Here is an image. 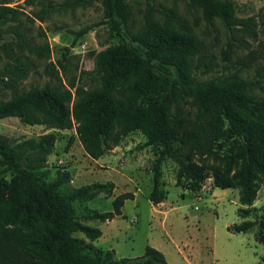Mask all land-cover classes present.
<instances>
[{
	"label": "trees",
	"instance_id": "16d2710c",
	"mask_svg": "<svg viewBox=\"0 0 264 264\" xmlns=\"http://www.w3.org/2000/svg\"><path fill=\"white\" fill-rule=\"evenodd\" d=\"M92 1L64 0L58 7L74 8ZM97 1L103 14L98 25L109 24L119 39L95 54L93 79L98 86L85 88L75 79L65 85L58 69L48 62L44 69L49 80L40 87L31 85L23 90L17 89V82L33 68V57L50 54V46L47 41L35 44L20 26L23 10L0 2V59L5 58L0 78V119L16 116L25 124L60 130L75 125L78 140L93 159L116 146L122 136L140 130L146 137L145 145L160 147L150 166L148 199L153 204L167 197L161 176L162 163L170 158L178 164L177 186L178 178L184 175L189 179L187 188L196 191L210 173L214 186L237 188L239 202L251 206L258 182L264 177V97L256 94L264 89V80L236 77L230 81H201L198 70L208 63L200 59L193 64V56L202 50L194 35L153 20L132 31L128 27V0ZM25 2L32 5V0ZM188 2L199 8L208 22L219 19L228 27L234 23L232 0ZM34 15L39 17L38 12ZM4 27L12 34L9 38L4 37ZM85 32L87 28L74 31V38ZM57 63L63 68L60 61ZM2 88L12 89L8 99H2ZM187 99L196 107L191 119L181 116V103ZM55 140V133L49 132L24 141L29 154L23 157L19 149L22 144L13 146L0 135V264H170L164 253L151 245L135 258H116L114 249L94 246L93 241L102 232L83 221H111L122 214L125 200L133 193L114 196L110 211L87 209L78 214L75 201L100 194L109 198L115 184L93 182L62 192L61 186L70 180L67 170H57L55 178L46 181L45 167ZM72 142L73 136L65 148ZM207 146L222 149L203 150ZM196 154H213L221 164L197 163L192 157ZM239 213L245 216L248 210L241 207ZM259 221L255 238L264 243V221ZM253 225L254 221L246 220L234 225L233 230L246 232ZM77 232L84 237L76 236Z\"/></svg>",
	"mask_w": 264,
	"mask_h": 264
},
{
	"label": "rangeland",
	"instance_id": "374dc122",
	"mask_svg": "<svg viewBox=\"0 0 264 264\" xmlns=\"http://www.w3.org/2000/svg\"><path fill=\"white\" fill-rule=\"evenodd\" d=\"M63 1L32 0L29 5L25 0H0L25 12L19 15V23L35 44L47 41L50 46V54L44 58L33 57L34 66L24 79L17 82V89H28L31 85L40 87L49 80L44 69L48 62L58 69L65 85L75 79L85 88L98 86L93 79L95 54L119 39L109 24L98 25L103 17L99 1L93 0L74 8L58 7ZM232 1L235 4L234 23L228 27L219 19L206 21L200 9L188 0H128L131 10L128 27L137 31L145 27L147 20H153L178 32L194 35L201 42L202 50L193 56V64L200 59L208 63L207 68L203 66L198 70L201 81H230L236 77L264 80V0ZM48 2L56 7H49ZM35 12L39 17L34 15ZM6 28H3V34L9 38L12 34ZM84 28L87 32L75 39L73 32ZM4 61L2 57L0 78ZM58 61L63 68L58 66ZM11 91V88H2V99H8ZM256 94L264 97V89H258ZM181 109V116L194 117L196 107L191 100L183 101ZM49 132L55 133L56 140L54 150L47 158L46 181H52L57 170H67L70 180L61 186L62 192L93 182L112 181L115 184L113 196L109 198L100 194L92 199L75 201L78 214L87 209L110 211L114 196L133 193L132 198L125 200L122 214L111 221H83L102 232L93 241L94 246L114 249L116 258H135L143 254L146 245H151L162 251L170 264H264V243L255 238L259 220L264 221L262 190L256 192L251 206L242 205L238 189L214 186L208 169L209 177L204 178L196 191H191L187 188L189 179L184 175L178 178L180 186L176 185L178 164L169 158L162 163L161 176L162 187L168 191L167 197L153 204L148 199L152 187L150 166L160 147L145 145L146 137L140 130L122 136L116 146L93 159L78 140L75 125L60 130L42 124H25L16 116L0 119V135L7 137L13 146L22 144L19 149L23 157L29 154L24 141L38 139ZM71 136L73 142L66 149ZM220 149L219 146L213 149L207 146L203 150ZM192 157L193 161L203 165L221 164L218 156L213 154ZM2 167L0 161V170ZM258 184V188L264 184V177ZM241 207L247 208V215L239 213ZM246 220L254 221L248 231L233 230L234 225ZM75 235L84 237L80 232Z\"/></svg>",
	"mask_w": 264,
	"mask_h": 264
},
{
	"label": "built area",
	"instance_id": "2783aa9c",
	"mask_svg": "<svg viewBox=\"0 0 264 264\" xmlns=\"http://www.w3.org/2000/svg\"><path fill=\"white\" fill-rule=\"evenodd\" d=\"M259 190H260V191L262 190V191L264 192V184L261 185V187L258 189V191H259Z\"/></svg>",
	"mask_w": 264,
	"mask_h": 264
},
{
	"label": "crops",
	"instance_id": "0c3cea01",
	"mask_svg": "<svg viewBox=\"0 0 264 264\" xmlns=\"http://www.w3.org/2000/svg\"><path fill=\"white\" fill-rule=\"evenodd\" d=\"M96 161V160H95Z\"/></svg>",
	"mask_w": 264,
	"mask_h": 264
}]
</instances>
